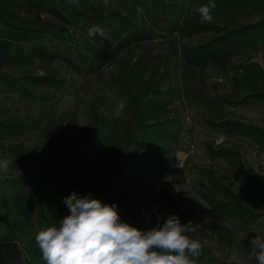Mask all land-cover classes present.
Here are the masks:
<instances>
[{
	"label": "trees",
	"instance_id": "1",
	"mask_svg": "<svg viewBox=\"0 0 264 264\" xmlns=\"http://www.w3.org/2000/svg\"><path fill=\"white\" fill-rule=\"evenodd\" d=\"M207 2L189 0L187 8ZM215 3L209 24L193 11L192 17L184 16L175 0H109L108 7L103 0H80L79 8L67 0H0V89L37 107L36 114L23 115L4 109L0 117V153L13 161L7 173L0 171V264H46L35 235L54 223L59 227L69 214L63 198L73 192L115 203L121 221L135 227L150 175L173 166L184 123L175 101L194 107L210 131L247 139L264 154V127L227 113L228 107L264 106V65L251 61L257 55L264 60V0ZM22 9L32 15L21 16ZM237 10L257 14V19L218 24ZM93 25L101 26L106 38L89 37ZM76 34L83 38L81 45ZM158 38L169 41V54L140 55L111 78L125 102L119 117L105 110L101 90L92 93L83 125L76 123L75 113L64 122L42 109L54 102L53 92L70 83L54 64L83 79L95 77L130 47L142 48ZM35 64L42 73L27 67ZM210 69L225 74L228 92L213 85V95L205 94ZM37 132L41 144L7 142ZM209 154L222 159L227 172L200 170L207 181L203 198L216 214L244 229L262 215L256 212L264 208V179L256 173L251 177L230 146L219 145ZM226 181H235L236 189ZM214 232L229 246L235 242L237 231L221 223ZM201 249L197 264H223L210 249Z\"/></svg>",
	"mask_w": 264,
	"mask_h": 264
},
{
	"label": "rangeland",
	"instance_id": "2",
	"mask_svg": "<svg viewBox=\"0 0 264 264\" xmlns=\"http://www.w3.org/2000/svg\"><path fill=\"white\" fill-rule=\"evenodd\" d=\"M175 2L177 5H182L185 10L184 16L192 17L194 15L190 8H187L189 0H175ZM137 13L141 18L142 12L140 9ZM20 15L29 17L32 14L22 9ZM256 19L257 14L250 16L246 10H237L234 13H228L218 24L222 27H230L254 22ZM75 36L78 44L81 45L83 38L79 34ZM171 48V44L166 38L155 39L149 44L143 45L142 48L132 46L106 66L99 76L86 79L75 75L63 64L56 63L54 67L69 79L70 83L67 87L53 92L54 102L42 109L53 115L55 119L60 118L64 122H67L75 113L76 123L83 125L89 119L88 105L92 93L101 90L106 100L105 110L115 116L114 110L121 101L111 86V78L120 69H123L128 60L136 61L140 55L152 59L157 52L169 54L172 51ZM237 59L239 58H236L235 61ZM251 61L264 65V60L261 59L260 55L254 56ZM149 65L148 72L153 67L152 63H149ZM27 67L39 74L42 73L37 64L28 65ZM227 74L231 77L233 71L229 69ZM213 85L222 93L230 90V83L225 74L210 69V78L203 87L207 96L213 95ZM174 107H177L183 115L184 123L177 142L173 166L165 171L150 175L149 188L135 227L141 230H149L156 226L158 222L162 225L163 220L158 221V217L153 212L154 210H157L160 216L164 217L175 214L180 218L182 224L189 221L193 223L194 231L186 235L192 240L199 241L201 246L210 249L223 264H256L254 259H248L251 252L249 241L254 236L264 238V208L256 212H260L262 215L250 221L247 227L237 229L232 221L216 214L211 206L205 202L203 194L206 191L207 181L200 170L206 169L216 175L227 172L225 162L220 158H213L209 154L210 149H214L219 145H227L239 152L241 161L251 177H253L252 173H256L264 179V154L258 153L256 146L247 139L210 131L201 122L197 110L189 104L175 101ZM4 109L12 115H23L26 113L36 114L37 107L27 105L21 102L16 95L0 89L1 118L4 117ZM227 113L230 117L240 118L244 122L264 127V106L261 104L228 107ZM7 142H23L29 146H34L36 143L41 144V138L39 132H37L23 135L17 139H10ZM43 150L41 148V152ZM27 170L28 168L22 169L23 172ZM61 177L67 179L69 173H64ZM226 184L231 185L232 189L237 187L235 181H226ZM216 223H221L225 227L237 231L233 245L229 246L218 239L214 232Z\"/></svg>",
	"mask_w": 264,
	"mask_h": 264
},
{
	"label": "clouds",
	"instance_id": "3",
	"mask_svg": "<svg viewBox=\"0 0 264 264\" xmlns=\"http://www.w3.org/2000/svg\"><path fill=\"white\" fill-rule=\"evenodd\" d=\"M67 3L79 8L80 0H67ZM109 6V0H103ZM215 0L206 5L194 7L201 22L213 23L212 11ZM99 35L106 38L105 30L99 25L88 29V36ZM125 102L121 101L114 115H122ZM13 161L8 154L0 153V171L7 173ZM83 197L73 192L63 198L69 214L59 227L39 229L35 241L46 264H197L201 255V243L186 235L194 231L191 221L182 224L175 214L159 216L163 220L149 230H141L122 222L117 205L101 203L98 199ZM251 252L249 260L264 264V238L254 236L249 241Z\"/></svg>",
	"mask_w": 264,
	"mask_h": 264
},
{
	"label": "built area",
	"instance_id": "4",
	"mask_svg": "<svg viewBox=\"0 0 264 264\" xmlns=\"http://www.w3.org/2000/svg\"><path fill=\"white\" fill-rule=\"evenodd\" d=\"M153 212H154V214H155L156 217H159L160 216V214L158 213L157 210H154Z\"/></svg>",
	"mask_w": 264,
	"mask_h": 264
}]
</instances>
